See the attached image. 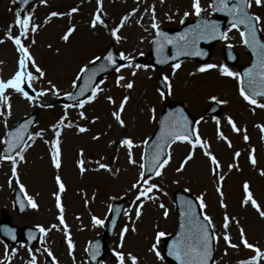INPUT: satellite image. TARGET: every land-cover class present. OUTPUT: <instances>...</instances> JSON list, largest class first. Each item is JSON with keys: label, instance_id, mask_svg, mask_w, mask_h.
<instances>
[{"label": "rangeland", "instance_id": "374dc122", "mask_svg": "<svg viewBox=\"0 0 264 264\" xmlns=\"http://www.w3.org/2000/svg\"><path fill=\"white\" fill-rule=\"evenodd\" d=\"M125 1L102 0L101 17L104 21L105 16L108 21L98 24L95 29L90 27V21L96 12V0H92L88 5L82 3V0H47L45 4L35 0L24 12V15H31L32 22L39 26L37 32L30 33L24 43L29 47L36 64L46 73V78L34 81L33 87L36 91L46 89L47 81L51 80L59 89L60 95L49 93L48 99L42 102L52 106L43 107L38 103L29 104L19 94L7 93L11 115H7V111L0 106V111H5V116L0 117V139H3L7 128L32 112H36L37 117L29 134L43 130V138L26 140L31 146L24 152V160H18L16 178L11 175L10 161H0V219L1 212L5 211L9 216V222L14 226L37 229L42 226L48 230L46 235L39 234L38 240L32 247H27L21 242L11 248L7 247L11 264H27L30 259L29 249L37 255V264H43L48 257L47 253L43 252L45 247L52 252L58 264H91L85 251L86 245L90 239L104 230L103 225L92 224V217L106 221L109 216V205L119 199H124L123 210L133 208L130 213L131 220L125 217L123 212L121 213L112 237L106 239L105 258L95 264H116V260L114 263H109V255L112 254L113 249L137 256L139 264H168L164 259H157L149 249L156 243L157 250L161 252V246L155 239L156 233L164 232L167 235L174 231L176 210L173 193L179 189H188L187 192L196 198L203 195L207 205L203 214L211 218L215 235L219 237L215 240V252L211 264H238L239 261L248 260L255 253L240 244V229H243L249 243L264 251V218L250 203L242 205L243 185L247 182L253 198L264 211V175L260 174L264 171V133L261 132L260 127H257V125L264 126V109L249 105L239 95V82L220 75L218 69L200 73L196 70L202 65L192 60H183L179 62L181 67L173 74L171 66L158 70L154 65L149 64L151 59L149 50L155 31L151 27L145 26L143 30L132 34L125 30L124 24L118 33L122 39L116 42L111 37L110 30L117 27L121 18L135 7V4H132L134 0H127V4ZM151 1L153 0H144V7L152 4ZM200 2L201 6L207 9L211 0H200ZM158 4L160 1H155L156 7ZM190 5L191 0H164L162 6L155 7L157 11L155 18L159 28H180V21L185 18L183 13L185 11L191 13ZM72 8H77L78 11L71 16L67 15ZM53 11L64 15L48 20L49 14ZM249 12L264 19V8L253 5ZM16 14L13 0H0V40L4 41L0 43L1 79L13 74L18 67L19 53L15 45L7 39L8 26L10 23L14 25ZM207 15H212L211 10L201 14V16ZM194 17L190 14L186 18L191 20ZM69 26H74L75 32L65 42L61 37ZM258 26L264 32V23ZM145 29L150 32H146ZM17 32L18 29L13 26L11 34L15 36ZM238 33L239 31L235 29L228 31V39L214 45L207 63L226 65L221 58L222 45L229 44L236 51L238 60L235 64L226 66L238 72L240 66L249 61ZM32 39L35 40L34 44L31 43ZM109 45H112L118 54L124 52L132 56L135 63L147 65V70H139L135 76H132L129 69H122L120 74L125 80L121 82V86L115 83L118 74L114 71L97 80L96 83L100 80L104 81L100 84L104 91L92 103L86 104L83 109L65 110L63 104L58 102V97L73 89L72 81L79 69L104 53ZM29 70L34 71L31 68ZM158 74L167 76L171 85V91L169 93L168 90L165 97L160 96L157 85ZM128 81L133 82L131 89L122 86ZM26 90L31 95L35 94L31 89ZM108 96H111L115 103H109L106 99ZM125 96L129 97L121 113L125 126L120 127L111 113L117 109ZM212 96L226 103L219 104L221 110L218 115L205 116L204 111L211 102ZM166 101L170 103L179 101L185 104L190 114L200 121L195 128L201 139L208 142L209 150L219 161L220 169L218 175L213 176L211 171L213 166L197 147L193 159L185 165L184 171L177 173L175 169L188 155L191 146L179 142L171 144L168 151L171 153V160L163 169V176L151 181L160 185L162 189L154 193L159 199L155 202H145L142 215L137 220L134 214L135 206L132 205L134 197L129 188L138 177L142 142L153 133L157 114ZM258 103L264 102L258 101ZM65 111L67 112L65 123L70 122L73 127L62 129L59 145L61 167L56 169L51 164V144H46L44 141L54 138L53 126L65 115ZM80 111L84 112L87 119L79 118ZM229 117L240 129L239 132L232 131L231 125L227 123ZM216 120L220 121L219 126ZM76 125L86 127L88 131L79 133ZM218 127L226 140L218 136ZM244 135L249 137L247 142L243 139ZM94 136H98L99 139H92ZM123 138H131L135 144L140 145L133 149L137 165L128 163L126 149L119 145V141ZM229 142L231 147L228 146ZM2 146L3 144H0V153ZM253 149L254 153H252ZM81 151L83 156L80 155ZM235 152L240 153L238 158H234ZM250 153L256 160L255 165L249 160ZM80 159L85 162L86 170L83 173L77 166ZM97 161L108 165L112 171L97 170ZM230 164L235 165L231 170H229ZM57 175L61 177L65 186V191L59 195L64 209L63 217L74 244L71 256L63 226L57 219L60 214L54 195L58 192L55 183ZM219 175H223L224 180L217 184ZM17 178L19 184L16 183ZM20 185L25 189L23 195L25 196L26 193L32 197L38 207L35 209L28 207L25 212L18 214L12 204V191ZM218 186L223 192L226 208L220 207L221 197L216 191ZM161 203L168 210L167 217L163 215L164 209L159 207ZM225 214L231 220L227 234L231 237L232 243L239 245L238 248L227 247L223 240L222 224ZM53 224L57 225V228H51ZM125 225L129 227L125 235L128 238L124 239V246L120 249L116 246L120 242L119 232ZM132 227H135V232L131 231ZM6 246L5 241L0 237V261L6 260ZM13 249L16 250L15 256L11 255ZM37 249L40 251L37 252ZM259 264H264V258L260 259Z\"/></svg>", "mask_w": 264, "mask_h": 264}, {"label": "snow or ice", "instance_id": "6c2138e0", "mask_svg": "<svg viewBox=\"0 0 264 264\" xmlns=\"http://www.w3.org/2000/svg\"><path fill=\"white\" fill-rule=\"evenodd\" d=\"M21 3L27 5L29 0H20ZM47 0H40L41 4H45ZM161 3L164 0H160ZM96 12L93 14L92 19L90 21V27L95 29L98 24H104L100 13L102 12V0H96ZM255 5L258 8H264V0H211V2L207 5V9L201 6L200 0H191V13L185 11L183 16L186 18L190 14L197 17V22L195 26L184 33L177 34L176 37H169L165 33L159 30V26L155 20V8L154 6L150 11L152 12V23L150 27L155 30V35L152 44L155 45V51L157 54V64L166 63L169 59L168 57H164V49L166 45H173L177 48V52L175 55L171 57L172 60H175L179 55H188V56H201L203 53L196 48L198 41L205 39H228V31L233 29L239 31V35L244 46L252 51L255 60L253 61L250 68L244 70L243 74L240 72H234L229 69L224 64L216 65L207 63L199 67L196 71L203 73L210 69H218L220 75L225 77H231L240 82L241 86L239 88V95L249 104L254 107H258L264 109V103H258L257 97L264 98V41L258 38V25L264 23V19L259 15H253L248 10ZM207 10H211L212 12L224 13L228 17H230V27L227 31H221L220 25L214 21L203 18L201 14ZM77 8H72L70 12L67 14L71 16L72 13L77 12ZM149 11V9H146ZM135 9L133 10V13ZM129 15H126L121 18V21L117 27H114L110 30L111 37L119 42L122 38L118 35L120 29L124 26L125 22L129 19ZM64 15L63 13H57L55 11L49 14L48 20L53 17ZM47 22V21H46ZM139 22V21H138ZM184 20H181L183 23ZM15 26L18 29V32L15 36L11 34V28ZM240 26H243L244 30H240ZM38 25L32 22L31 15H23L18 12L15 16L14 25L9 27V31L7 33V39L11 41L15 45V49L17 53H19L18 57V67L14 74L8 78L7 80L0 79V106H2L6 111L7 115H11V105L9 103V94L7 93H15L19 94L22 98L27 100L29 104L38 103L43 107H51L52 105L44 104L41 98L45 97L49 93L59 96V89L55 84L52 83L51 80H48V87L46 89H41L36 91L33 87V82L40 79L43 80L46 78V73L36 64L35 59L31 55L29 51V47L25 45L24 40L29 38V34H35L38 30ZM147 31V29H145ZM75 32L74 26L67 27L66 31L62 35V40L67 42L69 37ZM3 40H0V43H3ZM182 42V43H181ZM31 43L34 44L35 40L32 39ZM228 48H231V45H227ZM143 53H141L142 55ZM231 53L228 54V59H233ZM103 59L106 63L100 65L98 68L95 67L97 61ZM119 60L124 61V63H117V59L114 56L112 51H108L106 55L102 58L100 56L95 57L93 60L88 62V65L81 67L72 81V88L77 89V81L83 79L84 83L79 86L78 90L75 92H66L63 94L64 99L68 101H72L73 103H65L63 104V108L65 110L69 108L83 109L86 104L92 103L97 96L104 91L103 88L100 87V84H103L104 81L100 80L99 83H93L98 72L106 71L108 66H111L114 71L118 74L116 77V85L121 86V82L125 80V77L121 75L122 69H129L130 74L135 76L137 71L139 70H147V65H142L134 62V58L130 55L125 54L124 52L119 53ZM89 65H93L91 69ZM181 67L180 63H172L171 68L173 74ZM33 69L34 71H30L29 69ZM244 78L247 79V90L243 86ZM164 84L168 88L169 93L171 91V85L169 83V79L167 76L163 77ZM25 85L28 89H31L35 94H29V91L26 90ZM127 89H131L133 87V82L128 81L122 85ZM85 93H90L85 96ZM165 93L160 91V96L163 97ZM83 97V98H81ZM109 103H115L111 96L106 97ZM129 97L125 96L121 100L120 104L117 106V109L111 113L112 117L116 121V123L120 127L125 126L124 120L121 118V113L124 110L125 104L127 103ZM211 101L216 104L226 103V101L218 100L215 96H212ZM80 119H87L83 111L78 113ZM5 116V111H0V117ZM215 119V118H214ZM67 121V112L65 111V115L60 118L56 125L53 126V139L45 140L44 143L51 144V164L54 168L59 169L61 167V152H60V136L63 128H70L73 125L69 123H65ZM95 119L93 120V123ZM32 123V121H25L24 123L19 124L18 127L7 131L5 133V138L0 139V144L5 145L3 153H0V161H10L11 163V175L13 178L17 177V163L19 161L24 160V152L30 147V144H27V141H32L35 138H43V130L37 131L34 134L27 135V141L25 140V133L28 132V127ZM197 125L200 121L195 122ZM217 125L219 126L220 121L216 120ZM227 123L231 125L232 131L239 132L240 129L237 128L234 121L229 117L227 118ZM161 134L156 137V141L154 143L153 150L149 154L147 149L141 153L140 162L138 164L139 172L138 177L134 183L131 184L129 191L133 193L132 205L135 206L134 214L136 219L138 220L142 215V209L144 207L145 202L152 201L155 202L159 199L158 196L154 195L156 192H160L162 189L160 185L157 183H152L151 181L157 177L163 176V169L169 164L171 160V153L167 152L166 149L174 143H187L191 146V149L186 157L182 160L181 164L175 169L177 173L184 171L185 165L188 164L189 161L193 159L194 150L199 147L203 155L210 161V164L213 166L211 171L213 176L218 175V170L220 169V164L217 158L211 153L209 150V145L207 141H203L198 134L196 128L189 129V121L186 116L180 114L176 118L172 120L161 121ZM5 127L7 128V123L5 121ZM79 133H85L88 131L86 127H82L79 125L75 126ZM260 127L262 133H264V126L257 125ZM218 136L222 140H226V137L223 136L222 133L219 132V127L217 131ZM94 140H98V136L92 137ZM244 141L247 142L249 137L244 135ZM145 146L149 143L148 140L142 142ZM119 145L126 149L127 161L130 165H137L136 159L133 156V149L139 147L134 143L131 138H123L119 141ZM228 146L231 147V143H228ZM254 149L252 153H254ZM14 153V155L12 154ZM250 153L249 160L255 165L256 160L254 156ZM83 156V152L80 153ZM240 156L239 152L234 153V158H238ZM84 160L80 159L78 161V168L81 173H83L86 169L84 167ZM98 164V169H103L105 171H112L108 167V165L100 162H96ZM235 165L230 164L229 170H231ZM118 171V170H117ZM264 175V171L260 173ZM224 180L223 175L218 176L217 184H220ZM11 180L9 183L11 184ZM175 182V181H174ZM16 183L19 184L18 178L16 179ZM55 183L58 186V192L54 193L55 195V204L57 209L59 210V216L57 217L59 224L63 226V232L65 238L67 240L68 252L69 255H72L74 244L71 240V237L68 232V227L65 223L63 213L64 209L61 204V197L59 193L65 191V186L61 180V177L57 175L55 177ZM20 191L25 192L24 186L20 185ZM188 191V189H185ZM217 193L220 194V207L226 208L227 206L223 202V192L221 187L216 188ZM244 197L242 200V205L251 206L259 213V215L264 218V211L261 210L257 201L253 198L252 193L249 190V184L247 182L243 185ZM24 199L27 201L29 207L35 209L38 207L36 202L32 197L28 196L25 193ZM187 205L186 209L181 212V216L186 218L187 224L181 222L180 224V233L177 238L168 245V256L172 257L177 264H209L210 257L212 256V246L211 241L218 240L219 237L215 235L214 225L211 218L203 214L202 220L199 216H197L196 209L197 207L200 209L201 213H203L204 209L207 205L204 202L203 195L198 196L196 198V203H193L191 200L185 201ZM161 209H164L163 215L165 217L168 216V210L161 203L159 205ZM21 208H23V204H21ZM109 211H113L112 206L109 205ZM133 211V208L130 207L128 210H122L120 208H116L115 212L117 214L123 212V215L129 220H131L130 213ZM231 220L230 217L225 214L223 218L222 227L224 229L223 240L227 247L230 248H238V244H234L231 242V237L227 234V229L229 227ZM92 224L94 226H102L104 224V220L99 219L95 216L92 217ZM113 224H115V220H113ZM51 228H57V225L53 224ZM47 229L42 226H39V232L41 234L46 235ZM129 231V227L125 225L119 232L120 242L117 244V248L122 249L124 246V239L126 233ZM132 232H135V227L131 228ZM240 234V244L243 245L244 248L250 249L255 253L248 260L239 261L238 264H259L260 259L264 258V251L257 248L253 244L249 243L245 238V234L243 229L239 230ZM5 235L10 236L11 239L15 240L16 237L12 234L11 230L5 232ZM166 233L157 232L155 235V239L157 243L160 242L162 237H165ZM32 233H29V239H35ZM43 243V241H41ZM23 247V245H22ZM29 251L30 259L27 261V264H37V255L32 252L31 249ZM40 250L37 249V252ZM86 252L89 253L91 261H96L97 257L100 255V245L99 243H91L89 248L85 249ZM150 252L154 253L157 259H163L161 256V252L157 250V244L154 243L149 249ZM43 252L47 253L48 257H53L52 252L48 248H43ZM16 250L13 249L11 252L12 256H15ZM226 254V253H225ZM112 255L115 257L116 264H139L138 257L132 255L130 252L125 253L123 251H117L113 249ZM5 257L6 260L0 261V264H11V260L9 257L7 246L5 247ZM53 264H58L53 257Z\"/></svg>", "mask_w": 264, "mask_h": 264}, {"label": "water", "instance_id": "95a60500", "mask_svg": "<svg viewBox=\"0 0 264 264\" xmlns=\"http://www.w3.org/2000/svg\"><path fill=\"white\" fill-rule=\"evenodd\" d=\"M31 1L32 0H29V3ZM16 3L18 5V12L20 14L24 11V9L26 8V6L29 4L28 3L27 5H24L23 3L20 2V0H16ZM206 19L218 23L220 25L221 31H223L224 30V27L227 26V25H229V21H230L231 18L228 17L227 15H225L224 13H217V17L216 18H206ZM196 22H197V18L193 22H191V23L187 22V20L184 19V22H183L184 26L181 29H179V30H173L171 32H166V31H162V32L165 33L169 37H176L177 34L184 33L185 31L191 30L195 26ZM257 35H258V38H260L262 41H264V35H261L259 33V30L257 32ZM218 40L219 39H210V40L209 39H205V40H200V41H198V43L196 45V48L199 49L203 53V55H201V56L179 55V56L176 57L175 60H172L171 57L176 54L177 48L174 47L173 45H166L165 46V49H164L163 56L164 57H168L169 59L167 60L166 63H163V64H157L156 63L157 54H156L155 45H154L153 46V50L151 51L152 64H156L157 67L160 68V67H163L166 64L176 63V62L180 61L183 58H194V59H197L199 61H204L208 57L210 44L212 42H215V41H218ZM167 47H169L170 55H167L166 54ZM108 51H112L113 52L114 56L117 59V63H122V61L119 60V57L114 53L113 48H110ZM248 51L251 54L252 60H251V63L249 65L244 66L241 69V74H243V72H244L245 69L250 68L251 65H252V63H253V61L255 60V57L253 56L252 51L250 49H248ZM226 53L227 54L231 53V50L229 48H226ZM230 60L233 61L234 58L233 59H230ZM105 63L106 62L103 59H101L100 61H97L96 62L95 67L98 68L100 65L105 64ZM92 67H94V66L93 65L92 66H89L90 69ZM112 69L113 68L111 66H108L106 71L98 72L97 75H96V77H95V79H94V81H93V83L95 82V80L100 75H105L106 73H108ZM83 83H84V81H83V79H81L80 80V84L78 85L76 91L78 90L79 86L82 85ZM159 85L162 88V91L165 93L166 92V88H165L164 82H163V80H162V78L160 76H159ZM243 86L247 90V87L248 86H247V79L246 78H244ZM86 94L87 93H85V95ZM258 98H260V97H257L256 99H258ZM62 100H66V99L62 98ZM218 112H219V107L215 103L211 104L208 107V109L206 110V114H213V113H218ZM180 114H183V116H186L188 118V121H189V129L191 130L193 128V122L194 121H193L192 117L187 113L186 109L184 108V106L181 103H175V104H172V105L169 104V103H167L164 106L162 112L159 114V118H158V122H157V128H156L155 133L148 140L149 143L147 144V146H145V149H147V151H148L149 154L153 150L154 143L156 141V137L161 134V126H160L161 125V121L166 120V118L168 120H172V119L176 118L177 116H179ZM35 117H36V113L30 115L29 117H27L25 119L19 120L16 123V125L13 126L11 129H9L8 131H10V130L16 128V127H18L19 124L24 123L25 121H29L30 120V121H32V123L28 127V130H29V128L34 123ZM27 133H25V138L27 136ZM145 149H144V151H145ZM166 151H167V149H166ZM14 196H15V198H14V204H15V206L17 208L18 213H21L22 211L25 210V208L27 206V203L25 202V200L23 198H21V196H20V194H19L18 191L14 193ZM174 199H175V204H176L177 211H178V226H177V230L170 237H168L167 239L162 240L164 257L171 264H177V262L172 257L168 256V245L171 244L177 238L178 234L180 233V224H181V222H184L185 224H187L186 218L181 216V212L184 211L186 209V207H187V205L185 204V201L191 200V201H193V203H196V200L191 195H189L188 193H186L184 191H176L174 193ZM21 204H23V208H21ZM122 206H123V201L115 202L113 204V206H112L113 211L111 213V218L105 224L106 225V232L104 234L100 235L99 237H97L95 240H93L91 242L93 244L99 243V245H100V255L98 257H102L104 255V252H103V245H104L103 239L105 238V236H110L112 234L113 229L115 227V224L117 222V219L119 217V214L120 213L117 214L115 212V209L116 208L122 209ZM196 213H197V216H199L201 218V220H202V216H201V214L199 212V208L198 207L196 209ZM113 220H115V224H113ZM8 230H11L12 234H14V235H15L16 231L19 230L20 233H21V236L23 237V240L28 241L29 244L33 243V241H35V239L37 238V231H33L31 229H28V228H17V227H14V226L10 225L8 223V215L5 212H3V220L0 222V234L8 241V244L9 245H12L14 242H16L17 240H19L20 237L19 236L18 237L15 236L16 237L15 240L11 239L10 236L5 235V232L8 231ZM29 233H32V235L34 237H36V238L35 239H29ZM211 246H212V249L214 251L213 241H211ZM212 257H213V252H212V256L210 257L209 264H210V261H211ZM92 262H94V261H92Z\"/></svg>", "mask_w": 264, "mask_h": 264}, {"label": "bare ground", "instance_id": "6f19581e", "mask_svg": "<svg viewBox=\"0 0 264 264\" xmlns=\"http://www.w3.org/2000/svg\"><path fill=\"white\" fill-rule=\"evenodd\" d=\"M91 1L92 0H86V1L82 0V3H84V4L86 3L85 5H88L89 2H91ZM143 1L144 0H134V1H132V4H135V7L130 12H128L127 15H129L130 13H132V14L129 16V19L125 22V30L127 32H129V33L134 34L137 31L143 30L145 28V26L150 27V25L152 23V12L150 11V9H152V7L155 5V1H158V0L151 1L152 4H148V6H146V7H144ZM126 2H127V0L125 1V3ZM136 2H138V3L136 4ZM160 5L162 6L163 3L160 2V4H158L157 7H159ZM155 7H156V5H155ZM202 7L205 8L204 6H202ZM134 9H135V12L133 13ZM146 9H149V11H146ZM156 13H157V11L155 9V16H156ZM102 16H103V14H102ZM155 20H156V18H155ZM104 21L105 22L108 21V19L105 18V16H104ZM10 26H11V23H10ZM10 26H8V27H10ZM146 32L149 33L150 30H147ZM11 76H12V74L9 75V76L4 77L3 80H7ZM25 88L27 89L26 85H25ZM47 99H48L47 95H46V97L41 98L42 101H46ZM127 238H128V236H125V240Z\"/></svg>", "mask_w": 264, "mask_h": 264}]
</instances>
